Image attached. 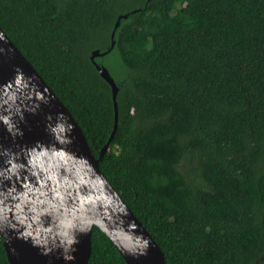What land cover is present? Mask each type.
<instances>
[{"label":"trees","instance_id":"trees-1","mask_svg":"<svg viewBox=\"0 0 264 264\" xmlns=\"http://www.w3.org/2000/svg\"><path fill=\"white\" fill-rule=\"evenodd\" d=\"M0 27L96 158L109 144L100 169L167 264H264V0H0ZM92 240L90 264H127Z\"/></svg>","mask_w":264,"mask_h":264},{"label":"water","instance_id":"water-1","mask_svg":"<svg viewBox=\"0 0 264 264\" xmlns=\"http://www.w3.org/2000/svg\"><path fill=\"white\" fill-rule=\"evenodd\" d=\"M105 55L92 59L113 90L114 137L119 88L95 62ZM108 151L96 158L72 113L0 27V238L10 264H90L95 227L127 264H167L101 171Z\"/></svg>","mask_w":264,"mask_h":264}]
</instances>
